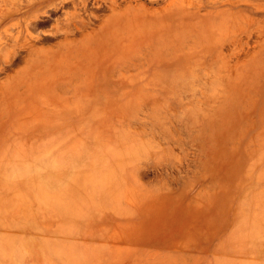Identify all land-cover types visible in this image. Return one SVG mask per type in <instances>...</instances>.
Here are the masks:
<instances>
[{
	"label": "rangeland",
	"instance_id": "rangeland-1",
	"mask_svg": "<svg viewBox=\"0 0 264 264\" xmlns=\"http://www.w3.org/2000/svg\"><path fill=\"white\" fill-rule=\"evenodd\" d=\"M78 1L0 22V264H264V0Z\"/></svg>",
	"mask_w": 264,
	"mask_h": 264
},
{
	"label": "bare ground",
	"instance_id": "bare-ground-1",
	"mask_svg": "<svg viewBox=\"0 0 264 264\" xmlns=\"http://www.w3.org/2000/svg\"><path fill=\"white\" fill-rule=\"evenodd\" d=\"M68 1H70V0H60V2H68ZM71 1L74 2L75 0H71ZM2 2L4 5L0 6V22H2L4 20L3 18L10 17L11 13L20 11L23 7L30 9V8H33V6H36L37 4H40L42 2L43 3L47 2L44 5L46 7H51V6L57 7V5H56L57 0H26V2H23L22 0H2ZM81 2L85 6V0H81ZM72 4H74V3H72ZM41 7H43V6H41ZM74 8H75V6H74ZM39 9H40V7L36 8L35 10L33 9L31 13H27V16L23 17V19L25 21L24 24L21 23L20 19H17L14 22H12L9 26L4 27L0 31V45H2V48H0L1 55L4 53V51L6 52L7 50H9V49H4V48H6L7 46L12 44V43L11 44L7 43L8 38L13 40L14 45H19V46H22L24 48H27L28 55H30L31 58H32V56L37 55L39 53H40V55L52 54L53 51H49V50L43 51V49L36 48L32 43H30V41L25 36V34H27L28 36L31 35L28 32L29 21H26V18L30 17L29 19H35V17H37L39 13L42 14V13H45V11H46V10L40 11ZM126 10H129V8H125V11ZM112 11L115 12L117 10L113 8ZM115 15H117V12L113 13L112 17L113 16L115 17ZM66 17H67V15H66ZM66 17H65L66 22L63 25V29H62V27H61V29L66 34L67 37L64 40L62 39V41L58 42V44L56 46L57 47L56 53L60 54L61 52L65 51L64 53H66L67 55H70L73 53L79 54L90 43V41H91L90 38H92L93 36L98 34V30H95V31L92 30V32L86 31V27H87L88 22H86V20H84V18H82V16H80V12H78V11H73L71 13L70 18L67 17V19H66ZM13 27L16 28L15 31H11V28H13ZM56 30L60 31L59 28H56ZM25 31H26V33H25ZM74 32L80 33L78 38L68 37V35L74 34ZM8 42H9V40H8ZM1 49H4V50L2 51ZM62 50H64V51H62ZM5 60L7 61V58ZM30 67H31V65H30ZM26 71L29 72V69L28 70L26 69ZM5 85L6 84L4 81L0 82V96L3 95Z\"/></svg>",
	"mask_w": 264,
	"mask_h": 264
},
{
	"label": "flooded vegetation",
	"instance_id": "flooded-vegetation-1",
	"mask_svg": "<svg viewBox=\"0 0 264 264\" xmlns=\"http://www.w3.org/2000/svg\"><path fill=\"white\" fill-rule=\"evenodd\" d=\"M79 1H81V0H79ZM69 2H72L71 0L70 1H68L67 3H69ZM61 3H63V2H61ZM73 3V2H72ZM70 4L71 6H73L74 4ZM57 4H59V3H57ZM56 4V5H57ZM60 6H63V5H59V7H57L56 9L55 8H53L54 9V11L55 12H57L58 10L60 11V12H63V11H65V9H60ZM85 9V10H84ZM80 10V11H79ZM79 10L78 9H74L73 11H78V12H86V8L85 7H83V8H79ZM82 10V11H81ZM84 10V11H83ZM59 17V15H51L50 17H49V19H56V18H58ZM45 21H48V19H45Z\"/></svg>",
	"mask_w": 264,
	"mask_h": 264
}]
</instances>
